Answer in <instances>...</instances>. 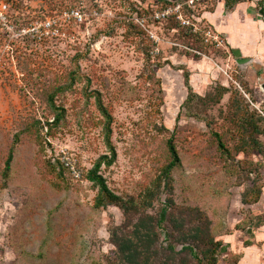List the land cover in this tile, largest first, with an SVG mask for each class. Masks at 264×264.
I'll return each instance as SVG.
<instances>
[{
    "label": "rangeland",
    "instance_id": "374dc122",
    "mask_svg": "<svg viewBox=\"0 0 264 264\" xmlns=\"http://www.w3.org/2000/svg\"><path fill=\"white\" fill-rule=\"evenodd\" d=\"M1 1L16 29H0V264H110L114 231L128 234L142 215L159 217L166 191L154 208L130 217L116 205L95 207L98 187L86 175L109 153L97 95L112 115L117 151L99 173L124 201L139 205L171 160L174 139L175 206L156 229L158 246L181 251L192 226H203L199 210L223 243L218 264H264V133L255 136L258 149L236 153L230 93L218 96V86L238 90L264 129V0H245L232 11L223 0ZM48 20L51 30L42 26ZM192 33H201L200 45ZM238 58L252 60L240 65ZM187 77L200 97L192 110L212 121L230 155L183 105ZM57 87H65L55 96L65 115L41 144L23 130L37 119L54 120L47 97ZM48 161L70 171L59 176ZM177 258L194 264L187 250Z\"/></svg>",
    "mask_w": 264,
    "mask_h": 264
},
{
    "label": "trees",
    "instance_id": "16d2710c",
    "mask_svg": "<svg viewBox=\"0 0 264 264\" xmlns=\"http://www.w3.org/2000/svg\"><path fill=\"white\" fill-rule=\"evenodd\" d=\"M225 4V9L227 11H232L236 5L245 0H223ZM261 14H264L263 6L260 7ZM201 33H192L191 36L196 40L198 45L203 42V37ZM99 35H97L98 37ZM203 44H201V48ZM198 48H200L198 46ZM79 55H76L78 58ZM199 58V57H198ZM75 74H72L71 81L67 85H72L75 80ZM185 84L188 87V96L183 103L185 108L188 110V113L193 117L199 118L201 121H205L208 127V130L215 137L218 144L220 152L230 155L231 151L223 142L220 134L214 130L212 121L208 120L203 111H193L192 105L196 99H200L199 95L196 94L192 87L188 84V77L185 79ZM219 90L222 91L218 96H222L230 93V105L229 111L233 113V119L236 121V124L239 128V140L235 147L236 153H246L249 150L258 149L261 143L256 139L255 136L264 133V129L261 130L259 123L262 121L257 112L250 110V105L247 102L246 98L241 95L238 90L229 91L228 88L223 86H218ZM65 87H57L52 92L48 94V101L50 107L55 112V118L52 122H47L42 124L40 120L34 121L36 126H33V123L29 126L28 129H24L23 132L30 131L32 139L34 141L40 142L42 144L43 139L46 136H52L53 130L57 128L60 124V121L65 115V109L56 105L55 96L56 93L60 90H63ZM97 102L102 113L106 117V122L104 125V134L105 141L109 147V153L101 155L95 162L94 167L87 172L86 178L89 181H92L98 187V194L95 198V207L98 209L105 208L109 205H116L121 208L126 217H130L131 214H141L146 212L149 209L155 207L156 202L160 201L159 197L163 194V191H166L168 194L165 202L162 203V207L159 211V217L155 218L151 215H142L138 221L134 224L132 231L130 233L119 234L117 231L113 233V243L116 245V252L114 256L110 259V264H177V255L183 250L189 251L190 255L194 259V264H218L219 263V253L220 247L222 246L221 241H217L213 233V230L210 229V220L205 216H201L199 212V221H202V227L192 226L195 228V233L192 235V241L187 245L182 244L183 248L181 251L174 246L173 243H168L166 248H160L159 244V235L157 232V227H160L164 221H167L169 218L170 210L174 208L175 203L172 198L173 188L171 185L172 181V171L179 165L180 156L177 151L174 139L171 138L168 141V149L171 156L169 163L162 167L160 173L155 179L153 186H149L147 191L142 195L139 205L124 201L123 198L116 193H114L109 186L107 185L106 179L99 173L100 167L105 164L106 166H111L117 158V151L111 139L112 133V115L108 112L102 104L100 95H97ZM194 109V108H193ZM258 121H260L258 123ZM20 135H16L15 142L10 148L8 158L6 160L4 178L6 182L11 174V163L14 157L15 145L19 141ZM49 165H55L53 169L58 170L59 176L61 174L66 175L67 171L70 169L64 162L51 163L48 161ZM59 167V169H58ZM165 183L164 188L162 187ZM257 196V194H256ZM147 223V224H146ZM143 226H147V234H143ZM190 227V229L192 228ZM188 230V234L190 233ZM123 232V231H121ZM133 237H132V236ZM169 237V236H168ZM215 237V239H214ZM168 242V239L166 240ZM199 250V253L196 251ZM183 260V258H181ZM189 261V260H188ZM188 261H186L187 264ZM170 262V263H169Z\"/></svg>",
    "mask_w": 264,
    "mask_h": 264
},
{
    "label": "built area",
    "instance_id": "2783aa9c",
    "mask_svg": "<svg viewBox=\"0 0 264 264\" xmlns=\"http://www.w3.org/2000/svg\"><path fill=\"white\" fill-rule=\"evenodd\" d=\"M192 2H194L195 0H191ZM0 29L2 31H5V32H10V31H13L15 28V24H14V21H12L8 15V11H7V5L2 2L0 0ZM76 15H80L79 12H76ZM53 22L48 20L47 22H45L44 24H42V26H44L46 29H53ZM33 31H37V25H34L33 27ZM31 32V30H30ZM39 37H42V34L39 36Z\"/></svg>",
    "mask_w": 264,
    "mask_h": 264
},
{
    "label": "water",
    "instance_id": "95a60500",
    "mask_svg": "<svg viewBox=\"0 0 264 264\" xmlns=\"http://www.w3.org/2000/svg\"><path fill=\"white\" fill-rule=\"evenodd\" d=\"M252 59L251 58H238L237 59V63L240 65H246L247 63H249ZM263 89H264V83L262 85Z\"/></svg>",
    "mask_w": 264,
    "mask_h": 264
},
{
    "label": "crops",
    "instance_id": "0c3cea01",
    "mask_svg": "<svg viewBox=\"0 0 264 264\" xmlns=\"http://www.w3.org/2000/svg\"><path fill=\"white\" fill-rule=\"evenodd\" d=\"M260 23L262 24V26L264 25V22H263V21H261ZM245 38H246V37H245ZM245 38H244V40H245ZM262 48H264V47H262Z\"/></svg>",
    "mask_w": 264,
    "mask_h": 264
}]
</instances>
